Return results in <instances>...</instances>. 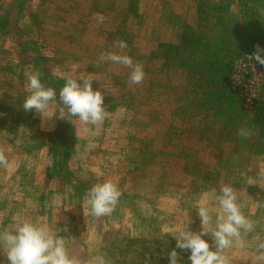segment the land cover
Segmentation results:
<instances>
[{"label":"rangeland","instance_id":"obj_1","mask_svg":"<svg viewBox=\"0 0 264 264\" xmlns=\"http://www.w3.org/2000/svg\"><path fill=\"white\" fill-rule=\"evenodd\" d=\"M120 40L144 67L141 84L121 65L99 64ZM257 47L264 0H0V149L10 162L0 167V227L68 210L75 224L53 229L83 264L94 249L113 264H168L176 241L164 232L189 218L198 231L201 195L231 185L256 227L226 254L231 264H264L255 257L264 243V85L253 107L233 87L235 64ZM37 71L57 90L65 75L95 79L108 112L98 135L75 118L42 124L23 110ZM242 127L252 134L240 137ZM105 179L122 190L120 203L90 217L85 193Z\"/></svg>","mask_w":264,"mask_h":264},{"label":"clouds","instance_id":"obj_2","mask_svg":"<svg viewBox=\"0 0 264 264\" xmlns=\"http://www.w3.org/2000/svg\"><path fill=\"white\" fill-rule=\"evenodd\" d=\"M99 20L102 22L104 17H99ZM114 47L119 51L102 53L99 64L110 62L121 65L129 70L128 80L131 85L141 84L146 75L144 67L125 52L127 43L120 40ZM248 60L264 65V48L257 47V51ZM62 79L63 86L57 90L46 86L38 71L29 75L25 85L27 94L21 105L23 110L38 114L42 124L54 119H67L73 123L71 118H75L93 136L98 135L108 112L104 94L93 89L92 82L95 79L84 75H65ZM251 134L249 128L238 130L242 138ZM0 167H10L2 149ZM259 178L264 180V174ZM122 195V190L114 180L105 179L94 183L84 197L87 215L95 218L111 216ZM201 201L196 207L200 221L198 231L192 230L190 225L193 221L189 218L183 226H172L164 232V235L170 234L176 241L175 247L167 253L168 264H183L177 249L189 253L190 264H231L226 250L246 247L245 238L255 230L256 223L243 213L237 192L231 185L204 192ZM61 231L60 227L54 230L50 224L35 219H18L10 228L0 230V253L6 254L7 264H83L80 256L71 253L65 237L60 235ZM255 257L264 258V243L255 250ZM0 264H4V261L0 260ZM87 264L113 262L104 252L94 249Z\"/></svg>","mask_w":264,"mask_h":264},{"label":"built area","instance_id":"obj_3","mask_svg":"<svg viewBox=\"0 0 264 264\" xmlns=\"http://www.w3.org/2000/svg\"><path fill=\"white\" fill-rule=\"evenodd\" d=\"M257 50L247 51L235 64L233 87L246 107H253L260 97L264 85V65L248 60Z\"/></svg>","mask_w":264,"mask_h":264},{"label":"crops","instance_id":"obj_4","mask_svg":"<svg viewBox=\"0 0 264 264\" xmlns=\"http://www.w3.org/2000/svg\"><path fill=\"white\" fill-rule=\"evenodd\" d=\"M47 200V198H45V200H43V202H45ZM54 212H55V210H54ZM40 214L39 215H37V220L39 221V222H42V223H47V224H51V226H52V228H54V227H57V226H60L61 224H68V222H70V224H75V222L73 221V216L71 215V213L67 210L66 212H64V210L61 212V211H58V215L57 214H55V216L56 217H58L59 219H57L56 221H48L49 219H48V217H49V212H46V213H44V212H39ZM41 213H44V214H41ZM57 213V212H56ZM37 214V213H36ZM53 214V213H52ZM65 215V217H66V219H67V221L66 220H64V221H62L61 219H60V216L61 215ZM23 215V214H22ZM40 216H41V219L42 220H44V221H42L41 219H40ZM23 218H25V214L23 215ZM26 218H28V217H26ZM57 221H58V223H57ZM56 225V226H55ZM69 225V224H68ZM5 228H7L6 227V225H5V227L4 228H2V227H0V230H2V229H5ZM261 228H264L263 226L261 227ZM60 235H62V233H60ZM66 239V241H67V243H68V247H70L71 249H75L76 248V244L75 243H73V244H71V242H70V240L68 239V238H65ZM70 245H75L74 247H71ZM6 255H4V264H7V258L5 257Z\"/></svg>","mask_w":264,"mask_h":264}]
</instances>
